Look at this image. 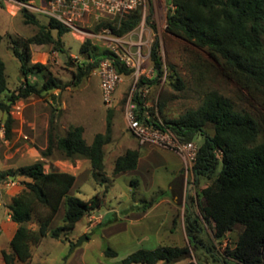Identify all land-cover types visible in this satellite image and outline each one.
<instances>
[{"label":"trees","instance_id":"trees-1","mask_svg":"<svg viewBox=\"0 0 264 264\" xmlns=\"http://www.w3.org/2000/svg\"><path fill=\"white\" fill-rule=\"evenodd\" d=\"M167 2L166 31L204 49L213 59L191 50L188 66L193 77L202 83L206 80L212 82L217 77L232 80L237 85L239 99L245 98L254 107L260 106L261 121L249 111L235 108L228 96L208 84L202 86V99L196 108H188L163 124L147 117L145 111L148 109L143 106L142 98L136 91L133 100L139 120L154 127L168 128L182 141H194L199 136L202 138L197 144L191 171L195 182L201 177L210 182L199 192L201 216L194 214L189 205L185 207L183 220L190 245L159 244L150 249L139 248L113 264H156L160 261L172 264L187 258L190 246L209 251L214 245L211 241L206 243L201 237L203 222L209 223L216 239L226 238L237 230L233 245H228L222 255L213 256L217 264H264V139H259L260 132H264V0ZM22 14L24 22L36 24L38 31L21 42L22 49L13 42L12 53L19 61L24 79L9 94L8 103L0 102V108L7 113L4 122L8 138L12 134L14 121L10 104L19 98L41 95L59 87L48 65L29 62L30 44H52L61 49V36L70 31L51 17H48L46 24H42L26 10ZM140 18L141 13L136 10L113 20H102L96 29L99 26L108 27L117 36H122L134 29ZM147 22L152 26L151 9ZM1 38L0 34V41ZM90 46V39H85L80 45V52H86L87 58L77 64L75 78L78 81L89 74L100 60L94 47ZM101 55L110 58L119 74L128 75L133 71L120 60L117 53L106 49ZM149 58L154 76L141 77L137 83L139 88L155 83L163 75L157 39L150 48ZM38 72L44 75L41 83L28 79L29 73ZM169 77H176L178 83L173 86L180 88L178 84L182 81L178 73L173 71ZM6 89L5 65L0 57V92ZM112 117L113 110L108 109L105 131L95 133L91 143L86 142L82 125H70L64 133H59L51 120L48 144L40 150L41 156L48 158L56 152L70 160L88 159L93 177H103L104 145L111 138ZM207 127L214 130V135ZM140 156L139 149H126L115 158L112 173L135 169ZM11 175L28 180H20L23 187L12 196L8 205L10 218L18 226L9 241V251H1L5 264H28L33 244H38L47 235L67 240L68 232L77 222L101 205L96 193L87 199L69 194L75 175L67 171L46 170L41 160L13 170H0V183L9 180ZM61 203L64 205L62 221L50 228ZM31 221L36 223V229L28 226ZM105 252L114 253L110 249Z\"/></svg>","mask_w":264,"mask_h":264},{"label":"rangeland","instance_id":"rangeland-1","mask_svg":"<svg viewBox=\"0 0 264 264\" xmlns=\"http://www.w3.org/2000/svg\"><path fill=\"white\" fill-rule=\"evenodd\" d=\"M35 2L42 3V0ZM154 2L155 5L151 0L147 10L141 13L137 26L122 36L103 33L101 29L104 26H99L97 30L102 20L88 16L79 23V26L94 35H81L70 30L63 35L61 49L55 48L52 44H30V47L37 49V55L31 57L29 62L48 65V68H51V75L59 84V87L49 90L51 93L57 92L50 107L52 112L50 119L56 131L64 133L70 125H82L84 136L90 141L96 132L105 131L108 109L113 110V128L110 140L104 145L103 177L99 176L98 179L93 177L87 160L73 162L77 172L73 189L75 195L87 199L96 193L101 205L77 222L68 232L67 240L47 235L41 239L39 245L33 244L32 257L28 264H113L139 248L150 249L159 244H189L183 220L185 207L189 205L194 214L201 216L199 192L210 180L201 177L195 182L192 171L185 168L175 151L153 144L141 146L137 143L127 127L124 116L126 100L129 96L133 98L136 91L142 98L143 106L148 109L145 111L147 117L163 124L165 120L179 116L188 108H196L202 99V86L208 84L228 96L235 108L245 109L261 121L260 106L254 107L245 98L239 99L237 85L232 80L217 77L212 82L206 80L202 83L193 77L188 66L192 57L191 50L198 51L212 61L213 59L204 49L167 32L166 15L169 4L167 0ZM149 9L152 11V26L147 22ZM24 10L40 23L48 22V16L43 12L32 11L24 6L16 7L10 0H0V32L4 35L0 42V57L5 63L7 74V89L0 92V102L8 103L9 94L22 82L19 80L21 77L19 62L12 53L13 42L15 41L22 49L21 42L38 31L36 24L24 22L22 14ZM110 38H119L120 41L114 42ZM85 39H90V47H94V52L100 59L103 58L101 57L103 51L109 49L108 45H115L118 54L128 52L134 58L140 46L142 57L139 68L128 75H122L111 105L103 103L99 79L93 73V69L80 81L75 78L78 73L77 64L87 58L86 52H80V45ZM155 39L159 44L163 75L155 83L139 88L137 83L141 77L154 76L149 51ZM121 40H125L126 43ZM173 71L181 77L182 83L178 84L180 88L173 86L174 83H178L176 77H169ZM242 93L246 95L245 91ZM17 102L16 100L10 104V114L14 119L12 134L9 138L5 134L3 137L0 136V170L4 171L29 164L33 160L32 151L25 144V140H16L14 129L18 128L19 121L13 117L12 111L16 109ZM54 109L56 110L53 111ZM6 115V111L0 108V124L5 125ZM201 139L199 136L194 142L199 144ZM259 139H264L263 131L260 132ZM128 148L139 149L141 152L136 168L113 174L115 158ZM16 178L20 181L22 177ZM7 182L8 180L1 184ZM97 213L102 214V218L91 225L88 217ZM5 216L6 209L0 205V222ZM60 218L61 213L54 218L50 227L54 228L60 224ZM203 225L201 237L206 243L211 241L213 249L206 251L190 246L189 256L172 264H217L214 257L222 255L228 245H233L237 230L226 238L216 239L209 223L203 222ZM28 226L35 228L37 225L31 221L28 222ZM84 234L86 239L82 238ZM80 238L83 240L82 243L74 247ZM70 243L73 244L70 246ZM107 249L114 253L107 254L105 252ZM156 264L166 263L160 261Z\"/></svg>","mask_w":264,"mask_h":264},{"label":"built area","instance_id":"built-area-1","mask_svg":"<svg viewBox=\"0 0 264 264\" xmlns=\"http://www.w3.org/2000/svg\"><path fill=\"white\" fill-rule=\"evenodd\" d=\"M16 7H27L32 11L45 13L66 28L81 35H94L84 31L79 23L90 16L95 20H113L116 17H122L124 14L140 11L144 13L150 5L151 0H42V3H36L35 0L27 2L10 0ZM155 5L154 0H152ZM144 18V17H143ZM103 33L114 34L110 28L101 29ZM96 35V34H95ZM98 36V35H97ZM109 38V37H107ZM114 42H119V38H110ZM126 43L125 40H121ZM108 48L117 53L115 45H108ZM140 46L137 49L136 58L131 53L123 52L118 54L120 60L133 70L139 68L141 59ZM93 73L98 76L100 95L103 103L111 105L114 101L115 89L121 81L122 75L116 70L115 65L108 57L99 60L97 66L93 68ZM124 116L129 131L134 135L139 145L153 144L159 147L168 148L175 151L182 159L185 168H192L197 154V144L194 141H182L168 128H158L142 122L137 118L136 104L130 96L126 100ZM5 134V125L0 124V136ZM15 179L9 178L8 183L14 185ZM102 214H92L88 217L91 225L100 221Z\"/></svg>","mask_w":264,"mask_h":264},{"label":"crops","instance_id":"crops-1","mask_svg":"<svg viewBox=\"0 0 264 264\" xmlns=\"http://www.w3.org/2000/svg\"><path fill=\"white\" fill-rule=\"evenodd\" d=\"M0 34L2 35L1 38L2 40L4 35L2 32H0ZM63 35L61 36L62 41H63ZM30 46H29L30 58L31 57L34 58L37 55V49L35 50L33 47ZM46 55L48 54L46 53ZM49 71H51V68L49 69ZM5 74H6V66H5ZM6 79H7V74H6ZM23 79L24 78L22 76L19 78L20 81ZM28 79L32 82L36 81L41 83L44 80V75H42L39 72L29 73ZM52 92L53 93H51V91H49L48 93L43 92L41 95L32 94L28 97L17 99L18 102L15 107L16 109L12 111L13 117L17 121H19L18 128L14 129L16 132V140H21V141L25 140V144L30 147L33 156L32 158L33 160L30 163L37 160H41L42 162H44V166L46 170L67 171L73 173L75 175V182L73 186L70 188L68 193L71 195H75L76 192L73 191V189L77 180V172L74 169L75 163L73 162L74 161L81 162V160H87L88 164L90 165L89 160L85 158H75L74 160H70L67 158H62L56 152H54V154L48 158H43L40 154V150L44 149L48 144L49 124L51 121L50 117L52 115L50 107L53 104L54 95L55 96L57 95L56 91H52ZM115 95H116V91H115ZM115 95L114 98L116 97ZM55 110L56 109H54L53 111ZM83 136H84V127H83ZM85 140L87 143H91L93 139L89 141L88 139L85 138ZM90 173H91V167H90ZM22 179L28 180L27 178H21L20 180ZM15 180L16 182L14 185L9 184L8 182L6 184L0 183V205H3L6 209V216L0 222V264H5L1 256V251L2 250L9 251V241L18 226V224L10 218V213L8 209V205L11 203L12 196L18 193L23 187L21 182L17 180V178H15ZM59 213H61V218H60L61 219L60 223H61L64 214L63 203L60 204L55 217L58 216ZM35 228L33 227L32 229ZM40 242L37 245H39ZM31 257H32V248H31Z\"/></svg>","mask_w":264,"mask_h":264},{"label":"water","instance_id":"water-1","mask_svg":"<svg viewBox=\"0 0 264 264\" xmlns=\"http://www.w3.org/2000/svg\"><path fill=\"white\" fill-rule=\"evenodd\" d=\"M207 130L210 132L211 135H214V130H213L212 128L207 129ZM10 178H11V179H15L16 176L11 175ZM82 238H85V239H86V238H87V237H86V234H84V235L82 236ZM82 238H80V239L74 244V247H75V246H78L79 244L82 243V241H83Z\"/></svg>","mask_w":264,"mask_h":264}]
</instances>
